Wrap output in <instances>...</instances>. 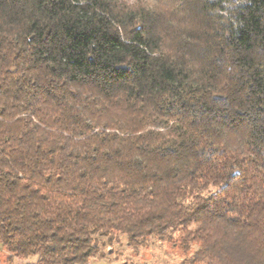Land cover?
Listing matches in <instances>:
<instances>
[{
	"label": "trees",
	"instance_id": "1",
	"mask_svg": "<svg viewBox=\"0 0 264 264\" xmlns=\"http://www.w3.org/2000/svg\"><path fill=\"white\" fill-rule=\"evenodd\" d=\"M155 240L264 264V0H0L1 248L146 264Z\"/></svg>",
	"mask_w": 264,
	"mask_h": 264
},
{
	"label": "rangeland",
	"instance_id": "2",
	"mask_svg": "<svg viewBox=\"0 0 264 264\" xmlns=\"http://www.w3.org/2000/svg\"><path fill=\"white\" fill-rule=\"evenodd\" d=\"M218 188H213V191H218ZM166 245L160 244L158 241H153L150 245V250L146 252L148 257L151 259L146 260V264H176V259L171 252H166ZM115 253H109L107 250L104 251V255L96 257L92 264H122L121 261L115 260ZM38 256H30L28 258H21L11 256L5 249L0 246V264H27V263H37ZM131 260V259H130ZM139 264V260L134 258ZM133 264V263H131Z\"/></svg>",
	"mask_w": 264,
	"mask_h": 264
}]
</instances>
